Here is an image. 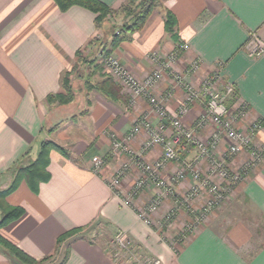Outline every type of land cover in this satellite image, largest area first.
I'll use <instances>...</instances> for the list:
<instances>
[{
	"label": "crops",
	"instance_id": "1",
	"mask_svg": "<svg viewBox=\"0 0 264 264\" xmlns=\"http://www.w3.org/2000/svg\"><path fill=\"white\" fill-rule=\"evenodd\" d=\"M100 1L116 8L124 0ZM167 10L176 19L174 33L164 28ZM94 17L93 11L77 4L62 11L54 0H0V189L12 180L5 177V172L25 152L23 160L31 162L43 140H53L68 153L64 156L58 151L50 152L49 178L38 185L36 192L22 180L6 196L8 205L22 206L24 212L1 227L0 233L39 259L53 251L56 238L66 230L76 226L86 230L101 223L107 239L121 230L142 252L158 259V264H264V157L235 185L237 199L215 208L189 232L183 233L189 216L179 211L161 228L166 234L162 240L158 223L172 207L173 199L162 200L150 215L149 225L137 217L136 210L151 198L154 188L140 189L130 207L107 185L121 160L109 153L111 134L123 136L141 114L157 120L145 97L130 103L122 89L123 98L117 101L97 91L85 92V112L64 122L54 135L46 132V119L59 110L48 106L46 96L61 91V75L76 63L77 51L88 48L96 35ZM254 30L264 40V0H162L144 26L112 52L142 80L154 67L147 57L149 53L165 56L177 50L172 72L164 75L152 90L156 96L172 92L165 101L170 114L183 98V90L172 73L183 74L190 62L198 59L199 70L186 78L197 84L222 62L217 85L222 88L226 83L233 84L235 92L227 99L230 109L245 106V118L236 121L238 129H248L255 120L262 122L253 139L259 145L264 142V52L251 56L244 49ZM185 42L189 48L180 50L178 47ZM203 112L202 103H192L182 116V123L191 126ZM212 130L209 123L197 136L204 139ZM145 137L143 132L135 135L131 145L138 149ZM225 145V140H221L216 153L221 154ZM190 150L194 152L193 148ZM160 154L161 148L153 146L144 157L152 161ZM185 155L186 159L193 157L189 158L187 152ZM96 156L104 157L98 172L92 169V158ZM246 157L247 152H240L228 158L227 164L237 170ZM198 167L205 173L207 161H200ZM176 169L177 164L169 162L161 174L168 177ZM137 175L135 169L125 175L123 192L133 186ZM192 183L187 175L176 184L177 193H185ZM205 196V192H200L193 205L199 207ZM101 242L102 238L90 242L78 235L61 243L55 256L63 255L68 248L64 264H117ZM0 264L16 263L0 250Z\"/></svg>",
	"mask_w": 264,
	"mask_h": 264
},
{
	"label": "built area",
	"instance_id": "2",
	"mask_svg": "<svg viewBox=\"0 0 264 264\" xmlns=\"http://www.w3.org/2000/svg\"><path fill=\"white\" fill-rule=\"evenodd\" d=\"M180 50H187L189 44L182 43ZM245 51L251 56H259L264 52V40L254 31H250L244 44ZM154 65L145 77L138 79L126 65L114 53L106 55L103 64L110 76L126 90L130 103L137 98L145 97L149 102L150 112L157 117L154 122L150 116L141 114L121 137L111 134L110 155L121 158L118 167L107 180V185L116 195L120 196L124 205L132 207L135 195L143 188H154L153 195L136 210V215L146 224L151 225L150 215L157 211L164 198L173 199L172 207L159 221V229L162 230L179 211H184L189 216V221L184 232L191 231L215 208L232 199L235 185L242 181L244 175L252 166L260 162L264 157V142L257 145L253 139L261 129L262 122L255 120L250 123L248 129L241 130L236 126V121L246 116L245 106L239 105L230 109L227 104L228 97L235 92L232 83H226L222 88L218 87L223 63L217 64V68L204 75L197 84L186 80L200 68L198 59H193L183 74L172 73L176 84L183 90L182 101L177 110L170 114L165 101L170 99L172 92L156 96L152 90L164 75L172 72V66L177 57V50L165 56L158 52L147 55ZM194 102H200L204 106V112L191 126L182 123V116ZM213 126V130L204 139L197 136V132L207 124ZM170 130V133L168 131ZM145 133V139L138 149L131 145L132 138L139 133ZM221 140H225V150L221 154L216 153V148ZM153 146L161 148V154L155 160L148 161L145 153ZM194 149L191 159L183 157L182 153ZM240 152H247V157L237 170H232L227 164V159ZM104 157L92 158V169L98 172L104 164ZM207 161L208 168L202 172L198 167L200 161ZM169 162L177 164V169L168 177H163L161 171ZM135 169L138 172L133 186L123 192L121 184L125 175ZM189 175L193 183L183 194H178L176 184ZM216 176L218 179H214ZM205 192L199 207L193 205L194 197L200 192ZM162 228V229H161ZM164 240V234L160 235ZM111 259L117 264H158L159 260L142 252L136 244L121 230H117L111 238Z\"/></svg>",
	"mask_w": 264,
	"mask_h": 264
},
{
	"label": "trees",
	"instance_id": "3",
	"mask_svg": "<svg viewBox=\"0 0 264 264\" xmlns=\"http://www.w3.org/2000/svg\"><path fill=\"white\" fill-rule=\"evenodd\" d=\"M54 2L62 11L74 4L83 6L93 11L95 13L94 25L97 31L96 35H94L90 40L88 48L77 51L76 63L61 75V91L50 93L46 96V103L48 106L58 107V111H62L65 110V108H68L69 106L67 105L73 102L75 97V89L72 87L73 85L70 80V75L75 70H77V65L81 63L87 65V71H85L87 75L85 83L88 92L97 91L106 98L113 101L122 100L123 94L121 87L113 81L112 77L109 76L107 72H103V75L100 76L99 79L92 81V77L97 75V70H95V68L91 69V65L100 57H105L106 55L110 54L120 44V42L128 39L133 32L140 30L144 26L153 9L161 5L162 0H124L116 8L110 7L100 0H54ZM120 16L127 17V19L122 22L120 26H118L114 21ZM106 24L110 27V29H104ZM163 24L167 31L171 33L175 32L176 19L171 11L167 10L165 12ZM100 32L106 33L107 40L101 41V38L98 36ZM89 51L91 53H89ZM96 65L97 64H95L94 67H97ZM84 112L85 110L80 111L77 114H71L69 117H64L67 115L66 113L62 112L63 114L60 115V119L58 118L55 123H53V125L48 127L46 132L51 133L53 130L60 128L64 122L74 120ZM49 145L52 149H55L62 155L68 156L67 150L65 148L53 141L46 139L42 141L40 151L36 157L31 162H29V164L17 167L18 169L13 174L9 185L0 189V228L17 219L24 212V208L22 206L8 205L6 202V196L15 190L22 180H25L34 192L37 191L38 185L40 183L48 180L50 149L47 148V146ZM26 154L27 153L25 152L22 156H20L12 167L21 163ZM184 154L185 153H182L183 156ZM12 167H10L6 172L8 173ZM2 175L3 174H0V177ZM83 229V226H76L61 233L56 238L53 251L39 259H36L24 252L15 243L11 242L1 233L0 250L11 257L12 260H16L21 264H45L46 262L52 260L61 243L67 241L68 239L76 238L78 236L77 233L81 232ZM162 234L163 233L161 231L160 235ZM88 241L90 240L88 239ZM68 255L69 249L66 248L61 259L55 264H64L68 258Z\"/></svg>",
	"mask_w": 264,
	"mask_h": 264
},
{
	"label": "rangeland",
	"instance_id": "4",
	"mask_svg": "<svg viewBox=\"0 0 264 264\" xmlns=\"http://www.w3.org/2000/svg\"><path fill=\"white\" fill-rule=\"evenodd\" d=\"M127 19V17H123V16H120V17H117V19L114 21L118 26H120V24L122 23V22H124L125 20ZM117 25H116V28H117ZM107 28H109L110 29V27L106 24L105 25V28L104 29H107ZM98 36H99V38H101V41H105V40H107V37H106V33L105 32H100L99 34H98ZM89 53H91L90 51H89ZM111 53H113V52H111ZM97 56H98V54H97ZM101 58V59H100ZM99 59H97L92 65H91V69H93V68H95V70H97L96 71V73H97V75L98 76H95V77H92L93 79H92V81L93 80H97V79H99L100 78V76H102L103 75V72H107L108 73V71H107V69H106V67L104 66V64H103V59H104V57H100ZM123 63V62H122ZM95 64H97L96 66L97 67H94L95 66ZM124 64V63H123ZM125 65V64H124ZM86 68H87V65L85 64H78L77 65V70H75L70 76V80H71V82H72V87L75 89L74 91V93H75V97H74V100H73V102H72V105L70 106V107H68V108H65V110H62V111H54V112H52L51 114H50V116L46 119V122H45V125H44V128L47 130V128L48 127H50L51 125H53V123H55V121L59 118L60 119V115H62L63 113H66V115L67 116H64V117H69L71 114H77V113H79L80 111H83V110H86V104H85V101L83 100V95H84V93L85 92H88V89L86 88V83H85V80H86V77H87V75H86V73H85V71H87L86 70ZM128 68V67H127ZM153 69V68H152ZM108 75L110 76V74L108 73ZM113 79V78H112ZM113 81L116 83V84H118L120 87H121V89L122 90H124V88L120 85V83L119 82H117V81H115L114 79H113ZM125 91V90H124ZM63 112V113H62ZM137 119V118H136ZM59 129V128H58ZM57 130V129H56ZM56 130H53L51 133H48V134H52V135H54V132L56 131ZM52 138H53V136H52ZM47 140H50V141H53V140H51V139H47ZM54 142V141H53ZM56 143V142H55ZM59 145V144H58ZM61 146V145H60ZM47 148H49L50 149V152H52V151H55L56 152V150L55 149H52L51 148V146L49 145V146H47ZM187 153H189L190 155H189V158H191L192 156H194L193 154H194V152H192L191 150L189 151V152H187ZM184 156L186 157V155L184 154ZM183 156V157H184ZM27 164H29V162H27V160L25 159V160H23L21 163H19V164H17L16 166H14V167H12L9 171H8V173L6 172V175H5V177H7V178H11L12 179V177H13V174L15 173V171L18 169L17 167H21V166H25V165H27ZM202 171V170H201ZM0 178H2V176L0 177ZM10 179V180H11ZM236 195L237 194H235V192L233 191V195H232V199L231 200H234V199H237V197H236ZM203 199H205V198H202V200ZM201 200V201H202ZM232 203V202H231ZM202 204V203H201ZM256 220H258L257 218H256ZM104 229V227H103V225L100 223V224H96V225H94L92 228H88V229H86V230H83V231H81V232H79V233H77L78 235H82L83 237H85V238H87V239H89L90 241H92V242H97L98 240H99V238H102V242H101V244L103 245V246H105V248H106V251L109 253V255H110V253H111V251H112V245H111V238L109 237L108 239L106 238V236H107V232L105 231V230H103ZM85 235V236H84ZM166 235V234H165ZM164 235V236H165ZM166 237V236H165ZM179 237V236H178ZM256 240H259L258 239V237L256 236ZM105 239V240H104ZM110 239V240H109ZM174 239V240H173ZM178 239H175V238H172V241H176V242H178L177 241ZM61 257H62V255H56V256H54L53 258H52V260H50V261H48V262H46L45 264H55L56 262H58L60 259H61Z\"/></svg>",
	"mask_w": 264,
	"mask_h": 264
},
{
	"label": "water",
	"instance_id": "5",
	"mask_svg": "<svg viewBox=\"0 0 264 264\" xmlns=\"http://www.w3.org/2000/svg\"><path fill=\"white\" fill-rule=\"evenodd\" d=\"M16 264H21L20 262L16 261V260H13Z\"/></svg>",
	"mask_w": 264,
	"mask_h": 264
}]
</instances>
